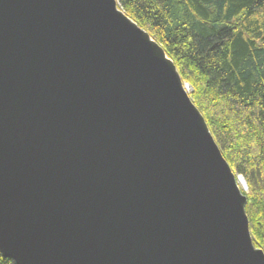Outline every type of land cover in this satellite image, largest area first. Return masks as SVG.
<instances>
[{"label":"water","instance_id":"1","mask_svg":"<svg viewBox=\"0 0 264 264\" xmlns=\"http://www.w3.org/2000/svg\"><path fill=\"white\" fill-rule=\"evenodd\" d=\"M244 186L116 0H0L3 258L264 264Z\"/></svg>","mask_w":264,"mask_h":264},{"label":"trees","instance_id":"2","mask_svg":"<svg viewBox=\"0 0 264 264\" xmlns=\"http://www.w3.org/2000/svg\"><path fill=\"white\" fill-rule=\"evenodd\" d=\"M161 46L223 158L247 188L264 252V0H116ZM0 264H13L0 255Z\"/></svg>","mask_w":264,"mask_h":264},{"label":"rangeland","instance_id":"3","mask_svg":"<svg viewBox=\"0 0 264 264\" xmlns=\"http://www.w3.org/2000/svg\"><path fill=\"white\" fill-rule=\"evenodd\" d=\"M190 91H191L190 88L187 86V93L190 92ZM243 192H244V193H247V188H246V186H244Z\"/></svg>","mask_w":264,"mask_h":264},{"label":"bare ground","instance_id":"4","mask_svg":"<svg viewBox=\"0 0 264 264\" xmlns=\"http://www.w3.org/2000/svg\"><path fill=\"white\" fill-rule=\"evenodd\" d=\"M239 185H240V186H243V183H242V181H240V182H239Z\"/></svg>","mask_w":264,"mask_h":264}]
</instances>
